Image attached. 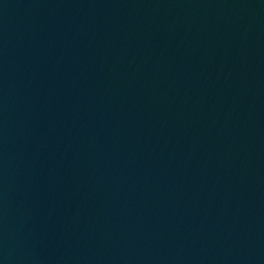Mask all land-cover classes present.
Masks as SVG:
<instances>
[{
    "label": "water",
    "instance_id": "1",
    "mask_svg": "<svg viewBox=\"0 0 264 264\" xmlns=\"http://www.w3.org/2000/svg\"><path fill=\"white\" fill-rule=\"evenodd\" d=\"M0 264H264V0H0Z\"/></svg>",
    "mask_w": 264,
    "mask_h": 264
}]
</instances>
